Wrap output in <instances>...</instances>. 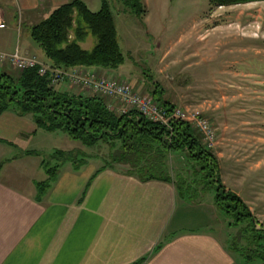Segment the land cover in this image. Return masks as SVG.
Masks as SVG:
<instances>
[{"label":"rangeland","instance_id":"374dc122","mask_svg":"<svg viewBox=\"0 0 264 264\" xmlns=\"http://www.w3.org/2000/svg\"><path fill=\"white\" fill-rule=\"evenodd\" d=\"M106 2L113 16L124 63L107 75L91 73L127 81L142 95L150 97L156 88L161 100L174 108L201 112L216 131L217 145L211 152L217 158L220 177L231 188L237 187L242 199H248V195L252 201L258 198L262 189L255 182L257 177L248 178L243 187L242 178L246 173L264 175V1L213 7L210 0H141L144 7L141 17L131 13L120 1ZM85 3L92 12H98L102 6V0H86ZM6 14V21L0 14L6 26L0 30V54L9 55L15 51L17 43V14L9 5ZM76 20L74 17V22ZM21 31L19 55L23 54V36L28 30L23 27ZM69 33L72 38L73 30ZM86 40L85 46H80L84 50L87 43L90 48L95 44L91 36ZM36 48L32 53L45 59L42 51ZM0 70L12 75L20 73L8 62L0 63ZM115 74H120L121 78ZM73 90L81 95H93L80 88ZM15 143L14 148L5 147L0 153V182L12 186L31 180L36 184L44 182L46 174L41 162L54 167L57 164V159L52 160L55 151L79 153L76 160H86L94 167H101L104 160H109L107 145L99 144L89 149L69 139L62 131H39L37 136L27 140L19 138ZM23 153L26 154L24 158ZM20 158L23 159L14 160ZM167 160L168 175L175 187L180 179L192 183L191 166L184 161L188 159L183 154L175 153ZM68 165L71 164L66 162L63 167ZM191 187L202 190L199 183ZM214 191L206 190L196 205L178 194L180 200L189 202L185 230H209L225 240L236 230L228 227L225 215L215 207ZM209 205L215 210L209 212ZM258 207L256 203L252 214L260 228ZM260 207L264 211V206ZM233 257L236 264H246L237 254Z\"/></svg>","mask_w":264,"mask_h":264},{"label":"crops","instance_id":"0c3cea01","mask_svg":"<svg viewBox=\"0 0 264 264\" xmlns=\"http://www.w3.org/2000/svg\"><path fill=\"white\" fill-rule=\"evenodd\" d=\"M71 1L0 0L4 21L8 5L17 14L15 50L20 52L21 30L26 27L21 56L35 57L48 65L32 53L37 45L30 39L29 29ZM79 1L86 4V0ZM80 46L83 48L85 42ZM90 46L87 43L85 50ZM87 71L110 73L96 68ZM70 87L59 84L56 88L81 94ZM39 131L30 119L2 114L0 153L5 147L14 148L19 138L27 140ZM260 173L244 174L242 187L256 176L262 191L254 201L250 195L242 200L251 213L259 204L258 217L264 228L260 207L264 206V175ZM221 179L227 190L241 197L237 187L231 188ZM201 199L190 203L199 204ZM187 204L179 199L173 183L141 182L121 169H101L89 162L78 170L62 165L54 183L42 192L32 180L19 186L0 182V264H236L224 238L209 230H185ZM211 209L215 210L209 205L207 210Z\"/></svg>","mask_w":264,"mask_h":264},{"label":"trees","instance_id":"16d2710c","mask_svg":"<svg viewBox=\"0 0 264 264\" xmlns=\"http://www.w3.org/2000/svg\"><path fill=\"white\" fill-rule=\"evenodd\" d=\"M117 1L139 17L144 14L141 0ZM262 1L210 0V6L228 7ZM74 17H77L76 22ZM71 30L72 38L69 35ZM89 36L93 37L95 44L90 50H84L80 44ZM29 37L42 51L51 69L117 70L124 63L106 0H102L98 12L90 11L79 0H72L31 26ZM151 98L168 112L174 108L171 103L161 100L156 88ZM4 113L30 119L40 131H62L69 139L89 149L99 144L107 145L109 160H104L101 169H115V165L141 182L173 183L167 171V158L175 153L183 154L188 159L184 161L191 166L194 180L187 184L186 180L180 179L175 187L179 196L196 202L206 190L214 189L215 207L225 215L228 227L236 230L233 236L229 234L225 238L227 251L237 254L246 264L254 261L264 264V228H257L256 219L242 198L225 188L217 158L189 124L172 122L168 129L134 111L117 115L109 111L105 101L98 96L59 91L51 86L49 73L40 76L38 68L16 75L0 70V116ZM78 154L55 151L52 160L57 159V164L54 167H48L42 161L46 180L36 184L38 191L42 192L54 183L64 163H70L74 170L87 164L86 160H76ZM198 183L201 191L191 187L192 184L198 186Z\"/></svg>","mask_w":264,"mask_h":264},{"label":"built area","instance_id":"2783aa9c","mask_svg":"<svg viewBox=\"0 0 264 264\" xmlns=\"http://www.w3.org/2000/svg\"><path fill=\"white\" fill-rule=\"evenodd\" d=\"M5 28V23L0 16V30ZM3 62H8L18 72L38 68L40 76L49 73L51 86L55 87L62 83H68L73 88H80L103 100H108L115 106L106 104L107 109L117 115L134 111L145 119L168 129L172 122L187 123L197 130L208 150H212L217 145L215 128L201 112L176 107L168 112L156 104L150 96L142 95L125 81L100 77L97 73H91L85 69H51L40 63L35 57L19 55L17 50L9 55L0 54V63Z\"/></svg>","mask_w":264,"mask_h":264}]
</instances>
